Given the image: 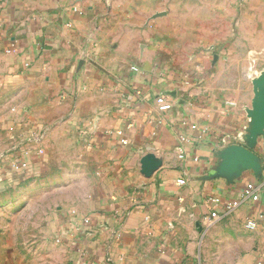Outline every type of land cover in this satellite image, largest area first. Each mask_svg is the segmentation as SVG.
<instances>
[{
	"label": "crops",
	"instance_id": "0c3cea01",
	"mask_svg": "<svg viewBox=\"0 0 264 264\" xmlns=\"http://www.w3.org/2000/svg\"><path fill=\"white\" fill-rule=\"evenodd\" d=\"M263 72L264 0H0V186L22 200L42 182L78 264L264 262L263 173L217 170L249 146ZM252 150L264 169V132Z\"/></svg>",
	"mask_w": 264,
	"mask_h": 264
},
{
	"label": "rangeland",
	"instance_id": "374dc122",
	"mask_svg": "<svg viewBox=\"0 0 264 264\" xmlns=\"http://www.w3.org/2000/svg\"><path fill=\"white\" fill-rule=\"evenodd\" d=\"M19 197L11 187L0 186V264H78L53 234L56 208L42 196V182L25 199ZM12 199L18 203L10 204Z\"/></svg>",
	"mask_w": 264,
	"mask_h": 264
},
{
	"label": "water",
	"instance_id": "95a60500",
	"mask_svg": "<svg viewBox=\"0 0 264 264\" xmlns=\"http://www.w3.org/2000/svg\"><path fill=\"white\" fill-rule=\"evenodd\" d=\"M255 96L250 115L252 126L248 134L249 146L231 145L219 152L221 161L218 165V172L230 177L239 174L240 170L252 169L256 174L262 172L259 157L252 148L258 140L259 135L264 132V72L254 79ZM162 165V160L155 153L148 152L141 158V172L146 177H151L153 173Z\"/></svg>",
	"mask_w": 264,
	"mask_h": 264
},
{
	"label": "built area",
	"instance_id": "2783aa9c",
	"mask_svg": "<svg viewBox=\"0 0 264 264\" xmlns=\"http://www.w3.org/2000/svg\"><path fill=\"white\" fill-rule=\"evenodd\" d=\"M8 52H11V50H8ZM134 70H138L137 67H133ZM156 101L158 103V106H159V109L160 110H168L172 107V104L166 100V97L164 94H160L156 97ZM195 127V126H193ZM42 138H43V134L42 132L39 133V134H35L34 136H31L30 140L38 143V142H41L42 141ZM123 142L124 143H127L126 139H123ZM40 152H42V148H39ZM179 157L180 158H183L184 157V152H180L179 154ZM17 165L18 167H21V168H27L28 167V163L26 161H18L17 162ZM262 173L264 175V169H262ZM178 182L180 184H183L185 183V180L184 179H178ZM242 199L244 198H249L251 199L252 201L256 202L258 199H259V189L256 187V185L254 183H248L243 191H242ZM209 203L212 204V205H220V199L217 198V197H211L209 198ZM240 204V200L238 199H235V200H232V201H227L224 203V208L227 210V211H230L232 209H234L235 207H237L238 205ZM263 215L260 214L259 215V218H262ZM220 218V213L218 212L217 209L215 210H212L208 215H206L204 217V221H205V224L207 227H210L212 226L218 219ZM258 220L257 219H254V218H250L247 220L246 222V227L249 228V229H255L257 228L258 226ZM257 264H264L263 261H258Z\"/></svg>",
	"mask_w": 264,
	"mask_h": 264
}]
</instances>
